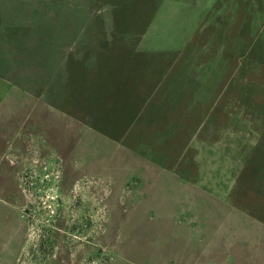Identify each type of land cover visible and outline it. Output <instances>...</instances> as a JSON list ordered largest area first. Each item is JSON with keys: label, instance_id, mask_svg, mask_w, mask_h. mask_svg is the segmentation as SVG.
Segmentation results:
<instances>
[{"label": "rangeland", "instance_id": "1", "mask_svg": "<svg viewBox=\"0 0 264 264\" xmlns=\"http://www.w3.org/2000/svg\"><path fill=\"white\" fill-rule=\"evenodd\" d=\"M31 1L99 23L59 101L0 84V264H264V0Z\"/></svg>", "mask_w": 264, "mask_h": 264}, {"label": "crops", "instance_id": "2", "mask_svg": "<svg viewBox=\"0 0 264 264\" xmlns=\"http://www.w3.org/2000/svg\"><path fill=\"white\" fill-rule=\"evenodd\" d=\"M38 10H41L38 3L31 0H0V84L3 88L8 85L15 94L21 91L33 97L31 100L39 94L44 96L38 93L39 88L46 89L47 93L53 92L51 100L59 101L56 96H64L69 81V56L79 60L82 50L90 48L92 39L95 40V24L99 21L90 20L87 24L81 18H70L63 21L65 24L61 28L47 22L49 17L41 15L38 18ZM74 47L82 50L75 53ZM109 83L107 80L93 87L99 88L100 96H107L114 90V84ZM4 116L5 113L2 118ZM128 128L126 133H129Z\"/></svg>", "mask_w": 264, "mask_h": 264}]
</instances>
